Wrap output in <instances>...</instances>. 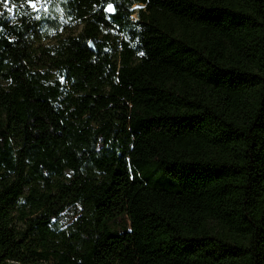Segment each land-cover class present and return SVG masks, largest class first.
I'll use <instances>...</instances> for the list:
<instances>
[{
    "label": "trees",
    "instance_id": "16d2710c",
    "mask_svg": "<svg viewBox=\"0 0 264 264\" xmlns=\"http://www.w3.org/2000/svg\"><path fill=\"white\" fill-rule=\"evenodd\" d=\"M47 6L0 0V264H264V0Z\"/></svg>",
    "mask_w": 264,
    "mask_h": 264
},
{
    "label": "rangeland",
    "instance_id": "374dc122",
    "mask_svg": "<svg viewBox=\"0 0 264 264\" xmlns=\"http://www.w3.org/2000/svg\"><path fill=\"white\" fill-rule=\"evenodd\" d=\"M35 2H36V4H37V7L39 8V9H41V12L42 13H47V12H49L48 11V4H49V0H35ZM113 6V5H112ZM140 6H135V8H139ZM45 9L47 10V12H45ZM107 11L108 12H112V9H109L108 7H107ZM65 24L67 25V26H65L66 27V29L67 30H69V31H73V30H78V28L80 27V26H78V27H75V23H71V22H66L65 21ZM74 215V213H73V211H68V212H66V213H64L61 217H60V222L63 224V225H65L66 223H68L70 220H71V218H72V216Z\"/></svg>",
    "mask_w": 264,
    "mask_h": 264
},
{
    "label": "snow or ice",
    "instance_id": "6c2138e0",
    "mask_svg": "<svg viewBox=\"0 0 264 264\" xmlns=\"http://www.w3.org/2000/svg\"><path fill=\"white\" fill-rule=\"evenodd\" d=\"M63 2L65 4L69 3L70 0H63ZM108 8L109 9H112L113 11V15L115 14V10L113 9V6L111 4L108 5ZM61 12V16L59 17L60 21H61V24L63 23V20H64V15H63V10L60 9L58 10ZM45 12H47V10L45 9ZM69 15H71V12L69 11ZM30 19L34 22H41L42 18L40 15H35L34 17H30ZM56 20V17L54 16H50V15H45L43 17V23H51V22H54ZM42 26V25H41ZM140 55H143V52L140 53Z\"/></svg>",
    "mask_w": 264,
    "mask_h": 264
}]
</instances>
